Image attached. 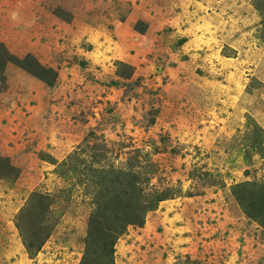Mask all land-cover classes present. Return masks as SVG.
I'll return each instance as SVG.
<instances>
[{
  "label": "rangeland",
  "instance_id": "obj_1",
  "mask_svg": "<svg viewBox=\"0 0 264 264\" xmlns=\"http://www.w3.org/2000/svg\"><path fill=\"white\" fill-rule=\"evenodd\" d=\"M84 164L159 196L112 253ZM243 182L264 183V0H0V264H264Z\"/></svg>",
  "mask_w": 264,
  "mask_h": 264
},
{
  "label": "trees",
  "instance_id": "obj_2",
  "mask_svg": "<svg viewBox=\"0 0 264 264\" xmlns=\"http://www.w3.org/2000/svg\"><path fill=\"white\" fill-rule=\"evenodd\" d=\"M24 68L22 62L19 63ZM36 76L48 81L49 70L38 65L37 70L28 69ZM259 145V142L257 143ZM81 174L94 185L100 187L95 198V210L90 216V235L104 251L113 252V243L117 235L123 232L128 224H137L142 221L143 211L151 209L157 197L143 198L146 176L139 179L136 172L129 170H105L84 164ZM244 183L250 184L244 186ZM239 192L248 195V201L241 198L247 214L259 216L257 219L264 226V183L243 182L237 186Z\"/></svg>",
  "mask_w": 264,
  "mask_h": 264
}]
</instances>
